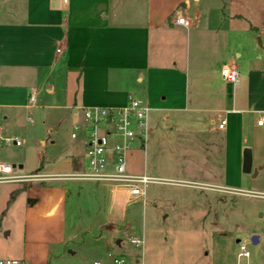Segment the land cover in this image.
<instances>
[{
    "label": "rangeland",
    "instance_id": "rangeland-1",
    "mask_svg": "<svg viewBox=\"0 0 264 264\" xmlns=\"http://www.w3.org/2000/svg\"><path fill=\"white\" fill-rule=\"evenodd\" d=\"M143 1L146 0L126 3L122 12L130 9L131 17L141 24L139 17ZM259 8L257 15L249 17L250 23L255 21L260 27L254 40L256 48L245 46L246 37L232 38L227 62L241 71V77L246 73L245 67L253 61L250 54L256 49L264 50V0ZM76 21L74 19L72 26L77 24ZM78 29L79 26L71 28V44L60 53L65 64L68 62L77 68L70 77L59 76L50 68L41 70L31 83L22 77H19L22 80L18 79L14 72H11V79L2 80L0 77L1 135L12 139V144H4L0 140V162L16 164L13 174L52 175L76 172L82 167L85 143L82 137H72L75 109L70 105L77 87V99L81 93L79 66L87 35L80 36ZM140 31L125 29L123 32L129 33L125 37H138ZM97 39L98 34L88 33V42L93 47ZM172 46V51L163 58L169 69L166 77L161 75L151 83L154 92L147 88L150 83L137 81L133 75L136 86L132 95L156 108L170 106L171 88L176 89L179 95L181 81L178 74L179 68L186 65V47L185 43L179 42V37ZM149 48L152 52L154 42ZM193 79V72H190L191 87L188 86L191 90ZM32 92L36 94L33 103L29 101ZM164 95H167L166 101ZM83 104L88 106L85 102ZM100 105L107 106L105 103ZM164 108L150 114V127L154 129L155 136H150L146 147L137 143L128 157V167L133 172L145 170L163 180L148 185L145 202L143 198L129 199L124 190L116 191L112 183L70 179L46 183L64 185L71 190L66 222L70 240L58 248L52 264H94L95 261L113 264L116 256L126 257L127 264H262L264 134L260 137L246 134L249 136L247 144L253 145L255 141L256 146L252 172L241 173V182L234 184L237 188L224 187L229 184L226 156L218 145L214 153L209 151L216 146L211 144V139L217 132L205 134L196 129L201 125L186 121L187 116H183V112ZM197 131L202 132V136L195 134ZM14 140H20L22 144L17 145ZM203 143H206L205 147ZM245 147L252 149L248 145ZM210 158L213 159L211 163ZM257 164L262 166L258 175ZM23 187L24 181L0 182L1 259L18 257L21 252L24 207L28 198H33L31 195L26 197ZM114 196L125 197L126 210L112 204ZM127 231L143 235L144 245L132 244ZM254 235L259 236L256 243L252 241ZM242 244L249 250V257L240 256Z\"/></svg>",
    "mask_w": 264,
    "mask_h": 264
},
{
    "label": "crops",
    "instance_id": "crops-1",
    "mask_svg": "<svg viewBox=\"0 0 264 264\" xmlns=\"http://www.w3.org/2000/svg\"><path fill=\"white\" fill-rule=\"evenodd\" d=\"M131 1L0 0V77L11 79V72H14L18 79L22 77L31 83L45 68L54 69L59 76L70 77L77 68L68 62L66 65L60 53L71 44V28L79 26V35L87 36L79 66L81 93L77 99V87L70 104L75 109L72 116L75 123V111L84 106L83 102L87 105H125L135 90L133 75L137 81L150 83L147 88L154 92L151 83L161 75L166 77L169 69L163 58L169 55L172 44L179 37V42L185 43L186 47V65L179 68L178 74L181 81L179 95L171 88L170 106L152 107L183 112L186 121L201 125L196 129L205 134L216 131L211 139V144L216 146L209 151L214 153L218 145L226 156L229 184L224 187L237 188L234 184H239L242 179L245 146H251L252 153L256 150L255 141L253 145L247 144L249 136L246 134L250 137L264 134V123L258 124L264 114V66L261 69L264 50L256 49L250 54L253 61L245 67L246 73L236 88L223 77L221 68L228 63L232 38L246 37L245 46L256 48L254 40L260 27L255 21L250 23L249 17L258 14L262 0H146L139 17L141 24L131 17L130 9L122 12L124 5ZM178 16L189 19L192 26L176 23ZM74 19L77 24L72 26ZM125 29H141V35H129V39V36L125 37L129 34L123 32ZM94 32L98 34L95 47L88 42V33ZM151 42H154L152 52ZM237 55L241 53L237 52ZM158 72L160 74L156 76ZM190 72L194 75L192 90L189 89ZM166 97H163L165 101ZM224 117L227 125L219 128ZM199 131L195 134L202 136ZM151 135L155 136L154 129H151ZM261 169V164H257V175ZM41 177L20 180L25 182L26 197L31 195L33 198H28L24 207L21 252L13 258L29 264H52L58 248L70 240L66 222L71 190L64 185L46 184L59 179ZM123 197L114 196L112 204L126 210L127 202Z\"/></svg>",
    "mask_w": 264,
    "mask_h": 264
},
{
    "label": "built area",
    "instance_id": "built-area-1",
    "mask_svg": "<svg viewBox=\"0 0 264 264\" xmlns=\"http://www.w3.org/2000/svg\"><path fill=\"white\" fill-rule=\"evenodd\" d=\"M176 23L191 27L189 19L178 16ZM223 77L236 88L241 81V71L231 63L222 65ZM36 94L31 93L29 101L33 103ZM154 107L142 100L130 96L125 105L104 106L88 105L77 107L75 111L76 122L72 137H82L85 143L83 167L76 172L56 173L52 175H16L13 174V165L0 162V182L20 181L42 176L50 179H70L80 181H99L112 183L116 191L124 190L129 199L143 198L146 200L147 187L150 183H161L163 180L148 174L146 171L136 173L128 167V157L137 143L147 145L151 136L150 114ZM30 121H33L29 117ZM264 123V114L258 119V124ZM227 125V118L221 119L219 128ZM2 124L0 123V140L4 144H12V139L2 137ZM142 140V142H140ZM15 144L21 145L20 140H14ZM264 195V194H263ZM128 240L141 247L144 245V236L136 232L127 231ZM240 256L249 257L250 252L245 244L241 245ZM0 264H29L18 258L0 259ZM94 264H102L95 261ZM113 264H127V258L116 256Z\"/></svg>",
    "mask_w": 264,
    "mask_h": 264
},
{
    "label": "water",
    "instance_id": "water-1",
    "mask_svg": "<svg viewBox=\"0 0 264 264\" xmlns=\"http://www.w3.org/2000/svg\"><path fill=\"white\" fill-rule=\"evenodd\" d=\"M16 164H13V167H16ZM252 166H253V153L252 149L250 147H246L243 152V166H242V171L244 173H251L252 171ZM239 241V240H238ZM252 241L254 243L259 241V236L254 235L252 237Z\"/></svg>",
    "mask_w": 264,
    "mask_h": 264
}]
</instances>
